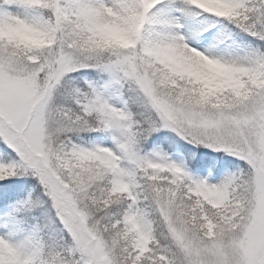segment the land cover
Segmentation results:
<instances>
[{"label":"snow or ice","instance_id":"obj_1","mask_svg":"<svg viewBox=\"0 0 264 264\" xmlns=\"http://www.w3.org/2000/svg\"><path fill=\"white\" fill-rule=\"evenodd\" d=\"M0 264H264V0H0Z\"/></svg>","mask_w":264,"mask_h":264}]
</instances>
